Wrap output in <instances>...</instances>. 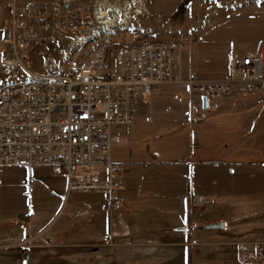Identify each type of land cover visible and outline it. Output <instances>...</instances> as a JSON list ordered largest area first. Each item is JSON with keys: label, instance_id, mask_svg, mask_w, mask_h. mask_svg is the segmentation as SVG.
<instances>
[{"label": "rangeland", "instance_id": "obj_1", "mask_svg": "<svg viewBox=\"0 0 264 264\" xmlns=\"http://www.w3.org/2000/svg\"><path fill=\"white\" fill-rule=\"evenodd\" d=\"M144 2L147 12L114 36L112 68L119 46L133 40L197 37L184 51L185 71L190 66L203 78L226 76L235 51L264 49V0ZM62 43L49 45L58 64ZM4 48L0 43V86L33 80L19 66L2 69ZM35 54L33 70L46 58ZM261 106L262 119L252 135L245 134L254 123L243 131L241 115ZM193 111L201 114L200 121H193ZM263 118L264 95L227 97L204 109L185 84L160 87L151 106L141 108L133 124L121 130L122 143L113 148L119 162L138 160L142 153L160 166L153 173L151 165L149 177L144 176L156 187L158 203L154 200L147 211L137 205L123 223L103 210V196L97 193L67 201L59 169L0 166V264H237L236 243L264 242ZM221 120L230 121L226 129ZM130 134L136 136L131 153L123 142ZM153 146L157 152L152 154ZM200 196L215 204L198 205ZM82 210L89 215L76 218ZM222 222L224 229L204 228ZM192 239L198 244H190Z\"/></svg>", "mask_w": 264, "mask_h": 264}, {"label": "built area", "instance_id": "obj_2", "mask_svg": "<svg viewBox=\"0 0 264 264\" xmlns=\"http://www.w3.org/2000/svg\"><path fill=\"white\" fill-rule=\"evenodd\" d=\"M144 1L12 0L0 27L2 69L19 66L33 80L0 90V166L59 169L67 201L79 193H97L103 196V210L114 215L127 209L122 197L127 184L113 148L122 143L121 130L133 124L141 108L151 106L160 87L185 84L202 106L204 97L213 102L264 95L263 48L235 51L221 79L203 78L190 66L185 71L183 54L195 36L188 42L121 47L112 68L114 36L147 12ZM85 37H94L90 49H81ZM59 42L64 49L58 64L48 51ZM35 53L46 56L37 70ZM47 71H62V78L47 79ZM192 114L195 122L201 120V114ZM196 203L215 200L200 196ZM88 215L82 210L75 216ZM237 249L238 264H264V242H238Z\"/></svg>", "mask_w": 264, "mask_h": 264}, {"label": "crops", "instance_id": "obj_3", "mask_svg": "<svg viewBox=\"0 0 264 264\" xmlns=\"http://www.w3.org/2000/svg\"><path fill=\"white\" fill-rule=\"evenodd\" d=\"M11 2L12 0H0V19L3 18H5L4 20L7 19L6 16L9 15L10 13L9 7L11 5ZM224 77L225 76L217 77V78H207V79H221ZM250 96H254L257 98L258 95H250ZM134 140L136 141V136H133L132 134H130L129 138L123 140L125 144V149L130 151V153L132 152V149L134 147V142H135ZM190 141L193 142V139L191 138ZM154 152H157L155 146H153V148L151 149V153L153 154ZM156 162H157L156 159L150 160L149 158H147L145 154L142 153H141V157L138 160L135 158L124 163L120 162L124 166L123 179L127 184V190L122 194L127 209L120 213H115V215H117L116 217L120 219V223H123L124 217H126L128 214H132L133 208L135 209L137 205H139L140 210L147 211L150 205L153 206L152 203L154 200L158 203V201L156 200L157 199V194L155 191L156 187H154L149 180L148 182L146 181V178H148L150 175V171H147L148 168L152 165L153 166L152 172L155 173L156 170L160 167V166H156ZM139 167H143V169L139 171ZM144 176H146L145 179ZM155 180H156L155 177H153L152 181ZM190 208L192 210V204L190 200H188V212L191 214ZM131 221H135V220L131 219ZM181 229L184 231L187 228L182 227Z\"/></svg>", "mask_w": 264, "mask_h": 264}, {"label": "trees", "instance_id": "obj_4", "mask_svg": "<svg viewBox=\"0 0 264 264\" xmlns=\"http://www.w3.org/2000/svg\"><path fill=\"white\" fill-rule=\"evenodd\" d=\"M198 41V39L196 38V40L194 41V42H197ZM135 41L133 40L132 41V43H130L129 45H122V46H119V49L121 48V47H125V46H136V45H139V44H136V43H134ZM193 42V43H194ZM112 45H113V42H112ZM112 45H111V53L110 54H112ZM111 61H112V56H111ZM230 64H231V60H230ZM230 66V65H229ZM227 75V74H226ZM201 76V75H200ZM153 102V101H152ZM262 107L263 106H261V107H257L256 109H250V110H248V111H246L244 114H242L241 116H242V121H241V125H242V128H243V131H247L248 130V126L250 125V123L252 122V124H253V126L252 125H250V127H249V131H247V132H244L245 134H248L249 133V135H252L253 134V130H255L256 129V127L258 126L257 125V122L259 121V120H261L262 119V117H263V115H262ZM248 116H251V117H248ZM228 122H230L229 120H221L220 122H218V124H222L223 125V127H224V129H226L227 128V123ZM262 122H264V118H263V120H262ZM261 124V123H260ZM262 137V136H261ZM261 137H259V138H261ZM257 142H259V140H258V138H257ZM238 143H241V141H239ZM223 149L225 150L224 151V153L225 152H227V150H228V144L226 143L224 146H223ZM216 152H217V150L216 151H214L213 153H212V155H211V160L213 159V155H215L216 154ZM204 159H207V157L206 156H204ZM262 168H264V164L261 166ZM76 218H80V217H76ZM209 230V229H208ZM220 230V229H219ZM247 242H252V241H247ZM261 242H263V241H261ZM235 249H236V256H235V261H236V263L238 264V262H237V255H238V249H237V243H236V247H235Z\"/></svg>", "mask_w": 264, "mask_h": 264}, {"label": "bare ground", "instance_id": "obj_5", "mask_svg": "<svg viewBox=\"0 0 264 264\" xmlns=\"http://www.w3.org/2000/svg\"><path fill=\"white\" fill-rule=\"evenodd\" d=\"M6 20H4V22ZM92 44H94V37H85L81 39V49H90ZM57 78H62V71H47V79H57ZM0 90H8V88H2L0 86Z\"/></svg>", "mask_w": 264, "mask_h": 264}, {"label": "water", "instance_id": "obj_6", "mask_svg": "<svg viewBox=\"0 0 264 264\" xmlns=\"http://www.w3.org/2000/svg\"><path fill=\"white\" fill-rule=\"evenodd\" d=\"M209 107V102L208 99L206 97L203 98V108L207 109ZM206 229H224L225 228V223H218V224H212L209 226L204 227Z\"/></svg>", "mask_w": 264, "mask_h": 264}]
</instances>
